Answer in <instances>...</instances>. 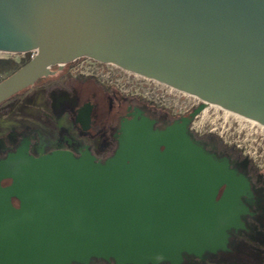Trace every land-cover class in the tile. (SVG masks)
Here are the masks:
<instances>
[{
	"label": "water",
	"instance_id": "1",
	"mask_svg": "<svg viewBox=\"0 0 264 264\" xmlns=\"http://www.w3.org/2000/svg\"><path fill=\"white\" fill-rule=\"evenodd\" d=\"M32 50L0 81V104L80 57L202 103L162 129L136 110L102 161L32 156L26 143L1 158L0 264H181L227 251L249 181L187 126L204 103L264 126V0H0V53Z\"/></svg>",
	"mask_w": 264,
	"mask_h": 264
},
{
	"label": "rangeland",
	"instance_id": "2",
	"mask_svg": "<svg viewBox=\"0 0 264 264\" xmlns=\"http://www.w3.org/2000/svg\"><path fill=\"white\" fill-rule=\"evenodd\" d=\"M27 59L30 58L25 53H0V81L19 69ZM51 69L55 75L46 77L18 96L16 94L12 101L0 107V138H5L12 131H29L42 139L52 138L54 127L42 116L39 107L55 115L67 113L74 118L76 109L82 103L91 102L94 105L93 118L97 123L101 120L103 124L99 126V145H96L97 154L102 155V147L115 141L119 119L128 106L154 120V128L162 129L182 117L189 118L196 105L202 103L200 99L162 83L150 85L151 88L154 86L153 93L151 99L146 100L120 93L115 86L93 77H71L64 69L59 72L56 66ZM59 97L66 99L64 107L53 111L52 106L59 104L60 101L56 100ZM187 131L196 141L201 138L206 144L222 150V155L230 163L238 164L250 173L254 178V192L260 196L259 204L264 209V127L245 118H237L218 106L204 103L202 112L190 118ZM201 145L204 146V143ZM261 223L257 227L251 226L250 232L245 229L232 232L227 251L206 254L202 259L186 255L181 264H220L223 261V264L228 261L232 264H257L263 259L254 251L259 242H264L263 219ZM89 264L106 263L91 260Z\"/></svg>",
	"mask_w": 264,
	"mask_h": 264
},
{
	"label": "flooded vegetation",
	"instance_id": "3",
	"mask_svg": "<svg viewBox=\"0 0 264 264\" xmlns=\"http://www.w3.org/2000/svg\"><path fill=\"white\" fill-rule=\"evenodd\" d=\"M27 56L28 58H30L29 54H27ZM30 59H27L24 64H26ZM49 71L53 72L54 70L50 68ZM49 76H53V74H48L46 77ZM46 77L38 79L33 85L20 91L17 96L23 91L25 92L26 90L32 89L36 84H38ZM14 98L4 101L2 104H0V107L12 101ZM56 100L60 102L59 104H57V106H52L53 111L59 110L60 108L64 107L66 99L59 97ZM38 109H40L42 116L48 121V123H51V125H53L54 127L55 131L52 138L42 139L38 137V135L29 131H12L8 133L5 138H0V156H2L1 158L5 157L8 153L14 152L16 148H18L22 143L27 144L28 153L32 156H37V153L41 149L46 153H49L51 151H67L71 152L74 155H79L80 151L85 149L88 150L92 155L102 160L106 159L107 156L111 154L112 151H114V149L116 148V138H114L115 141L110 142L109 144H106L102 147L104 150L102 155L97 154L96 145H99L98 132L100 131L99 126H101L102 123L101 120L97 123L96 119L93 118L94 105L91 102L82 103L76 109L74 118L70 117L67 113H60L59 115H55L53 112L46 108L39 107ZM125 111V114L119 119V126L116 129L115 136L118 132L120 124L124 120L130 119L131 115L136 112L135 108L130 106H128ZM198 140L200 144L204 143V146L202 147L206 151H208L216 160L227 161L230 169H232L237 175L246 177L249 181V190L248 192H246L247 194L242 197V201L247 207V213L242 217V229H245L246 232H250L251 226L257 227L261 225L262 219L264 220V209L259 204L260 196H258V194L254 192V178L250 175L249 172L243 170L240 166H238V164H235L233 162L230 163L222 155V150L208 145L209 143L206 144V141L201 140V138H198ZM222 190L223 188L220 190L219 195L221 194ZM15 202L16 201L14 200V205Z\"/></svg>",
	"mask_w": 264,
	"mask_h": 264
},
{
	"label": "built area",
	"instance_id": "4",
	"mask_svg": "<svg viewBox=\"0 0 264 264\" xmlns=\"http://www.w3.org/2000/svg\"><path fill=\"white\" fill-rule=\"evenodd\" d=\"M25 54H29L30 58L36 55L35 51L33 50ZM52 66H56L61 70L64 69L66 74L71 77H93L96 78L97 81L115 86V88H117L120 93H125V95H128L126 93H129L132 96H138L146 100H150V96L153 93L154 86L151 88L150 85L159 83L112 64L94 60L88 57H80L69 63H55L50 65L49 69ZM197 106L198 105H196V107ZM190 107H192V105ZM200 113H198L195 117H197ZM83 151H85V149L81 150L80 153ZM41 154H46V152L41 149L37 153V156ZM95 158L98 161H102V159L97 158L96 156Z\"/></svg>",
	"mask_w": 264,
	"mask_h": 264
},
{
	"label": "crops",
	"instance_id": "5",
	"mask_svg": "<svg viewBox=\"0 0 264 264\" xmlns=\"http://www.w3.org/2000/svg\"><path fill=\"white\" fill-rule=\"evenodd\" d=\"M257 240V239H256ZM254 251L258 253V255L260 257H263V259H260L257 264H264V242H259L258 246L254 247ZM223 262H221L220 264H223ZM226 264H232L229 261L225 262ZM249 263V262H248ZM246 264V263H245Z\"/></svg>",
	"mask_w": 264,
	"mask_h": 264
},
{
	"label": "bare ground",
	"instance_id": "6",
	"mask_svg": "<svg viewBox=\"0 0 264 264\" xmlns=\"http://www.w3.org/2000/svg\"><path fill=\"white\" fill-rule=\"evenodd\" d=\"M207 105H209L210 103H206ZM215 107H216V105H215ZM226 112H228V113H230V114H233L235 117H237V118H243V117H241V116H239L238 114H236V113H233V112H230V111H227V110H225ZM246 119V118H245ZM246 120H248L249 122H251V123H255V121H252V120H249V119H246ZM258 124V123H257ZM264 127V126H263Z\"/></svg>",
	"mask_w": 264,
	"mask_h": 264
},
{
	"label": "trees",
	"instance_id": "7",
	"mask_svg": "<svg viewBox=\"0 0 264 264\" xmlns=\"http://www.w3.org/2000/svg\"><path fill=\"white\" fill-rule=\"evenodd\" d=\"M56 70L59 72V71H61L59 68H57L56 67ZM55 71H53V72H50L49 74H53V75H55V73H54ZM81 77V76H80ZM82 78V77H81ZM18 94V93H17ZM16 96V94L12 97V98H14ZM11 98V97H10ZM11 98V99H12ZM7 182H4L3 184H6ZM17 205V202H15V206Z\"/></svg>",
	"mask_w": 264,
	"mask_h": 264
}]
</instances>
